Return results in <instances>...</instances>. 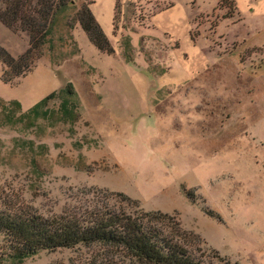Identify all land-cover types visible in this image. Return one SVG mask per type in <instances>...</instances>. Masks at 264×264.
I'll return each instance as SVG.
<instances>
[{"label":"rangeland","instance_id":"374dc122","mask_svg":"<svg viewBox=\"0 0 264 264\" xmlns=\"http://www.w3.org/2000/svg\"><path fill=\"white\" fill-rule=\"evenodd\" d=\"M70 1L24 75L4 82L0 63V101L21 113L54 93L47 117H0V189L45 217L137 204L213 264H264V47L236 41L246 14L233 0ZM84 3L109 52L77 22ZM12 29L0 23V46L17 57L28 35ZM19 264L137 263L92 245Z\"/></svg>","mask_w":264,"mask_h":264},{"label":"trees","instance_id":"16d2710c","mask_svg":"<svg viewBox=\"0 0 264 264\" xmlns=\"http://www.w3.org/2000/svg\"><path fill=\"white\" fill-rule=\"evenodd\" d=\"M70 2V0H0V23L10 30L18 26L27 33L29 43L26 51L17 57H13L0 46L4 82H10L30 69L32 52L46 43L51 35L56 15L68 9L71 6ZM76 19L97 49L110 51L107 39L87 4H82L76 12ZM61 92L67 96L59 105L60 119L75 121L73 89L68 84ZM53 96L54 93L46 96L24 113L20 112L21 106L18 101H0V117L5 123L47 117L49 111L44 108L47 99ZM120 196L122 201L128 203L131 201L127 196ZM98 206L45 217L26 209L27 207L7 197L0 189V235L5 249L0 264L2 262L19 264L43 250L55 251L92 245L104 247L137 264H213L183 244L180 230H178L180 235H177L182 240L157 226V218L163 219L167 215L144 212L137 208V204L132 212L124 208L115 209L107 203ZM174 224L175 227L178 226L177 223ZM184 234L191 235L186 231Z\"/></svg>","mask_w":264,"mask_h":264},{"label":"crops","instance_id":"0c3cea01","mask_svg":"<svg viewBox=\"0 0 264 264\" xmlns=\"http://www.w3.org/2000/svg\"><path fill=\"white\" fill-rule=\"evenodd\" d=\"M233 1L237 14L239 16L246 14L239 17L241 21L245 19L246 22L239 24L242 36L237 35L240 37H237L236 41L248 44L250 47H264V0Z\"/></svg>","mask_w":264,"mask_h":264}]
</instances>
